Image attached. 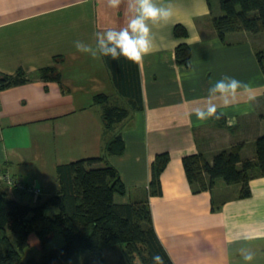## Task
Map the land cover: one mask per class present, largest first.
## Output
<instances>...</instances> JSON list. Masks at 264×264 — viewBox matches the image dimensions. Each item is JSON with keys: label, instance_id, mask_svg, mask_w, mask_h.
<instances>
[{"label": "crops", "instance_id": "crops-1", "mask_svg": "<svg viewBox=\"0 0 264 264\" xmlns=\"http://www.w3.org/2000/svg\"><path fill=\"white\" fill-rule=\"evenodd\" d=\"M220 1L171 0V23L157 31L154 53L137 65L142 108L105 133L106 105L130 107L129 99L119 93L105 57L81 54L74 42L94 46L96 31L123 27L126 0L119 9L106 0H0V73L27 79L0 89L2 190L34 205L59 192L58 165L101 157L96 166L113 165L126 186L125 194H115L116 203L150 201L156 232L174 264H244L236 251L242 246L256 252L253 264H264V176L251 181L250 197L239 199V184L196 192L183 165L185 155L202 152L212 161L235 145H242L243 159H255V142L264 135L258 57L264 34L240 31L221 39L213 25L222 15ZM179 24L186 37L175 36ZM180 44L191 48L190 67L176 61ZM224 75L251 85L256 97L227 110L226 119L235 120L229 128L190 115L210 82ZM103 94L109 101L96 103ZM117 134L125 151L109 154L107 143ZM166 152L171 159L161 176L163 193L151 197L152 165ZM18 180L26 189L16 188ZM243 234L253 239H237Z\"/></svg>", "mask_w": 264, "mask_h": 264}, {"label": "trees", "instance_id": "trees-1", "mask_svg": "<svg viewBox=\"0 0 264 264\" xmlns=\"http://www.w3.org/2000/svg\"><path fill=\"white\" fill-rule=\"evenodd\" d=\"M220 6L222 15L213 20V25L221 39L240 31L264 33V0H221ZM174 32L177 38L188 35L181 24ZM258 57L264 67V50L258 51ZM191 58L188 44L176 48L178 64L190 67ZM105 60L119 93L129 99L130 105H106L103 121L105 133H109L131 110L141 109L143 101L137 64L123 57L118 61L110 57ZM25 82L27 79L22 73L17 76L0 73V89ZM108 101L105 94L95 97L96 103ZM260 117L264 119V112ZM215 123L229 128L226 118L215 120ZM255 146V159L242 158V145L215 153L212 161L202 152L185 155L183 165L189 182L200 192L214 188L222 179L228 185L241 186L239 199L250 197L251 181L264 176V135L256 140ZM125 147L121 134L107 143V151L113 155L123 154ZM170 159L166 152L158 154L153 162L151 197L162 195L161 176ZM103 161L104 158L93 157L58 165L59 192L40 197L34 205L9 197L0 183V264H69L79 253L103 254L111 246H120L131 263L139 258L142 264H152L153 254L159 253L164 264H174L156 232L150 201L116 203L115 194H125L126 186L113 165L96 166ZM50 207L58 208V212L47 214ZM58 234H63L65 245L46 251L47 244ZM32 244L42 248L44 255L24 261L23 253ZM101 264H107L104 257Z\"/></svg>", "mask_w": 264, "mask_h": 264}, {"label": "clouds", "instance_id": "clouds-1", "mask_svg": "<svg viewBox=\"0 0 264 264\" xmlns=\"http://www.w3.org/2000/svg\"><path fill=\"white\" fill-rule=\"evenodd\" d=\"M124 0H106L111 9H119ZM128 19L123 27H107L94 33L95 44L89 45L83 41H75L76 50L93 59L110 57L118 61L121 57L142 65L146 56L155 51L157 31L168 26L173 18L174 10L171 0H126ZM253 95L251 85L229 75H224L214 83L210 82L207 95L192 109L198 121L210 119L220 120L228 116L227 110L238 109L242 101L251 102ZM227 123L234 125L235 120L228 118ZM248 241L253 237L243 234L237 237ZM244 264H253L256 252L242 246L236 250ZM152 264H164V258L155 253Z\"/></svg>", "mask_w": 264, "mask_h": 264}, {"label": "rangeland", "instance_id": "rangeland-1", "mask_svg": "<svg viewBox=\"0 0 264 264\" xmlns=\"http://www.w3.org/2000/svg\"><path fill=\"white\" fill-rule=\"evenodd\" d=\"M264 34V33H263ZM264 50V46L261 48ZM20 184H25V182L18 180ZM217 183H224L222 179H219ZM19 187V188H18ZM16 187L21 191V187L18 185ZM54 190V189H52ZM55 192V191H54ZM47 214L54 215L58 212V208L50 207L46 210ZM65 245V238L63 234L56 235L51 242L46 246V251H50L55 248H60ZM44 255V250L39 246L32 244L23 253V260L27 261L30 258L40 259ZM102 257L105 258L108 264H142L140 259L137 258L135 262H129L122 253V248L120 246H111L104 250L103 254L100 252H85L77 254L69 264H101Z\"/></svg>", "mask_w": 264, "mask_h": 264}, {"label": "built area", "instance_id": "built-area-1", "mask_svg": "<svg viewBox=\"0 0 264 264\" xmlns=\"http://www.w3.org/2000/svg\"><path fill=\"white\" fill-rule=\"evenodd\" d=\"M8 181H9L10 183L13 184V179H11V178L8 177ZM18 185H19L22 189H26V187H27L25 184H20L19 182L17 183V186H18ZM32 190H33L35 193H39V192H40V189H37L36 187H33Z\"/></svg>", "mask_w": 264, "mask_h": 264}, {"label": "water", "instance_id": "water-1", "mask_svg": "<svg viewBox=\"0 0 264 264\" xmlns=\"http://www.w3.org/2000/svg\"><path fill=\"white\" fill-rule=\"evenodd\" d=\"M38 186H39V184H38Z\"/></svg>", "mask_w": 264, "mask_h": 264}]
</instances>
